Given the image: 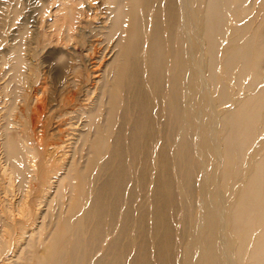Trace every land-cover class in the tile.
I'll return each mask as SVG.
<instances>
[{
  "label": "bare ground",
  "instance_id": "bare-ground-1",
  "mask_svg": "<svg viewBox=\"0 0 264 264\" xmlns=\"http://www.w3.org/2000/svg\"><path fill=\"white\" fill-rule=\"evenodd\" d=\"M103 1L89 106L25 94L21 44L0 75L3 245L24 242L15 264H264V0Z\"/></svg>",
  "mask_w": 264,
  "mask_h": 264
},
{
  "label": "rangeland",
  "instance_id": "rangeland-1",
  "mask_svg": "<svg viewBox=\"0 0 264 264\" xmlns=\"http://www.w3.org/2000/svg\"><path fill=\"white\" fill-rule=\"evenodd\" d=\"M254 4L258 7L260 1L254 0ZM106 7L103 0H0V62L5 63L0 75L11 65L17 55L15 48L21 44L27 63L22 69L25 94L38 99L43 96L46 107L55 112L76 92L78 99H86L82 105L89 106L95 98V82L113 55L112 46L93 30L106 19ZM7 184L6 174L0 171L2 214L4 205L17 197L4 196ZM42 211L39 209L36 216ZM37 224L35 221L31 230L27 228V234ZM19 242L8 247L0 238V264H15L16 255L26 250L24 242Z\"/></svg>",
  "mask_w": 264,
  "mask_h": 264
}]
</instances>
